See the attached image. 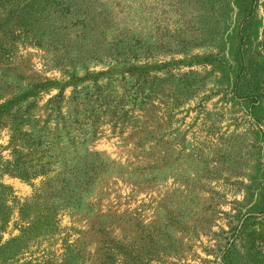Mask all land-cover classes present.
Masks as SVG:
<instances>
[{"label": "rangeland", "instance_id": "374dc122", "mask_svg": "<svg viewBox=\"0 0 264 264\" xmlns=\"http://www.w3.org/2000/svg\"><path fill=\"white\" fill-rule=\"evenodd\" d=\"M0 264H264V0H0Z\"/></svg>", "mask_w": 264, "mask_h": 264}, {"label": "trees", "instance_id": "16d2710c", "mask_svg": "<svg viewBox=\"0 0 264 264\" xmlns=\"http://www.w3.org/2000/svg\"><path fill=\"white\" fill-rule=\"evenodd\" d=\"M8 252H10V251H9V250H8V251H6V250L1 251V250H0V257H1V256H4V257H5V256L7 255Z\"/></svg>", "mask_w": 264, "mask_h": 264}]
</instances>
